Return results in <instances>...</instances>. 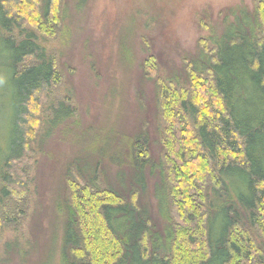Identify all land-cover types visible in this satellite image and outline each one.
I'll return each instance as SVG.
<instances>
[{
	"label": "trees",
	"instance_id": "1",
	"mask_svg": "<svg viewBox=\"0 0 264 264\" xmlns=\"http://www.w3.org/2000/svg\"><path fill=\"white\" fill-rule=\"evenodd\" d=\"M66 4L0 0V108L8 93L13 115L7 138L0 129V238L26 219L25 156L57 129L86 134L68 98L50 99L61 73L38 40L61 31ZM228 16L182 59L183 76L162 75L141 37L137 73L153 86L155 139L139 111L150 93H140L119 140L106 132L90 156L67 159L60 264H264V0ZM149 180L158 219L141 201Z\"/></svg>",
	"mask_w": 264,
	"mask_h": 264
},
{
	"label": "rangeland",
	"instance_id": "2",
	"mask_svg": "<svg viewBox=\"0 0 264 264\" xmlns=\"http://www.w3.org/2000/svg\"><path fill=\"white\" fill-rule=\"evenodd\" d=\"M73 1L66 0L67 15L61 31L53 38L38 36V40L53 52L61 73V84L53 89L55 98L50 99L68 98L77 109L74 119L84 124L86 134H70V126L61 132L57 129L25 156L20 168L30 184L25 196L26 219L4 231L0 264H60L64 218L57 203L65 195V163L73 156H90L89 148L99 144L98 137L106 132L119 140L117 135L125 130L139 105L136 98L140 93H150L144 99L146 109L139 111L146 112L148 120L152 118L155 139L158 116L153 86L137 73V62L145 53L141 37L147 38L157 56L162 75L183 76L182 59L198 52L199 38H205L211 30L220 31L231 11L251 12L255 0H85L77 13L80 0ZM2 68L5 66L0 67V78L4 80ZM4 89L2 84L1 95ZM2 102L0 129L7 138L13 116L8 93ZM100 167L106 180L112 181V169L106 163ZM149 182L141 201L158 219L153 180ZM16 251L26 253L24 258L17 257Z\"/></svg>",
	"mask_w": 264,
	"mask_h": 264
}]
</instances>
